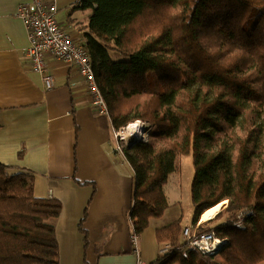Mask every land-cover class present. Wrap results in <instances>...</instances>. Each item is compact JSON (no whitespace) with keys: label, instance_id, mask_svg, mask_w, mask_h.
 Masks as SVG:
<instances>
[{"label":"trees","instance_id":"trees-1","mask_svg":"<svg viewBox=\"0 0 264 264\" xmlns=\"http://www.w3.org/2000/svg\"><path fill=\"white\" fill-rule=\"evenodd\" d=\"M81 45L114 130L135 119L157 137L122 153L133 170V232L168 207L163 189L190 154L191 226L225 239L214 255L189 248L180 219L158 228L169 245L151 264H255L264 257V0H77ZM19 152L18 155H21ZM0 162V264H59L52 220L61 204L33 194V177ZM235 221L237 223L235 224ZM239 221V222H238ZM238 225V228L235 227ZM84 231L83 228H80Z\"/></svg>","mask_w":264,"mask_h":264},{"label":"crops","instance_id":"crops-1","mask_svg":"<svg viewBox=\"0 0 264 264\" xmlns=\"http://www.w3.org/2000/svg\"><path fill=\"white\" fill-rule=\"evenodd\" d=\"M32 1L0 0V162L31 175L36 197L60 202L52 220L59 264H151L164 247L154 239L156 230L180 218L168 214L166 189L175 173L163 187L169 204L163 216L151 217L133 244V171L115 150L109 115L90 103L78 71L48 57L54 87L47 90L41 73L30 67L17 6ZM46 1L55 4L60 28L81 43L90 11L77 9V0ZM211 219L201 214L195 225L221 221Z\"/></svg>","mask_w":264,"mask_h":264},{"label":"built area","instance_id":"built-area-1","mask_svg":"<svg viewBox=\"0 0 264 264\" xmlns=\"http://www.w3.org/2000/svg\"><path fill=\"white\" fill-rule=\"evenodd\" d=\"M56 6L46 0H33L32 2L19 3L17 6V16L21 18L27 31L29 46L26 56L30 62V67L41 73V80L44 87L48 90L54 87L53 76L46 72L48 57H54L73 66L80 78H83L86 90L90 96V103L99 113L107 114V107L97 89L94 73L90 65V60L86 50L81 43L72 40L70 34L60 28L61 26L55 19ZM120 133V132H119ZM117 131L114 138L119 136ZM123 144L117 146V150H122ZM116 150V151H117ZM239 222V221H238ZM197 228H184L183 236L186 244L202 254L214 255L218 248L225 243L224 240L215 237L211 231L199 233ZM136 235L130 239L136 243ZM167 246L161 251L166 253Z\"/></svg>","mask_w":264,"mask_h":264},{"label":"rangeland","instance_id":"rangeland-1","mask_svg":"<svg viewBox=\"0 0 264 264\" xmlns=\"http://www.w3.org/2000/svg\"><path fill=\"white\" fill-rule=\"evenodd\" d=\"M135 120H140V119H135ZM140 121H143V120H140ZM143 122L145 123V126H147L148 131H151V134L149 137L143 138V140H141V141H147L150 137H157L158 133H157L156 128L154 126L150 125V123H148V122H145V121H143ZM123 128H124V126L119 128L118 130H114L113 131V137H114V133L116 131L119 133V131ZM111 138H112V136H111ZM113 140L115 142V150H117L116 147L118 145L121 146L123 144V148L129 147V145H131L130 142H132V140L126 141L125 139H122L121 135H120V137L119 136L115 137ZM116 152L121 153L123 155L122 150H120V149L117 150ZM191 161H192V158H191L190 154H186V156L181 155L177 159L176 163L178 164L180 169L178 172H174L175 173V174L173 173L174 175H170V177H171L170 178V187L169 188L167 187V189H166V193L168 194V197H169L168 201L170 203V209H169L170 212L168 214L171 215L173 212L179 213L180 214L179 219H180V223L182 225L185 224L186 220L189 221L188 222L189 224L191 223V217H192V211H193V204H192V200H190L191 194H190V188H189V186L191 185V179H192L191 173H193V167H192ZM226 204H224L219 210H217L215 213H213V215L211 216L212 217L211 221L212 220L214 222L217 221V219H214V217L216 216L214 214H217L218 211L223 210L224 207L226 206ZM164 216H166V215H164ZM226 216L228 217L227 213L223 214L222 217L219 219H221L223 221V219ZM211 221H209V222H211ZM236 223H237V221H235V224ZM189 224L187 227H183L182 233H183L184 228H191V229L197 228L196 225L189 226ZM206 224H208V223H206ZM235 227L238 228V225H235ZM195 231H198V230H195ZM202 232H205V231H201L199 233H202ZM135 235H138V234L135 233ZM181 238L184 239V236H182ZM222 240L225 241V239H222ZM184 241H186V240L184 239ZM224 245L225 244H222V246H224ZM165 246H167V245H164V247ZM169 248H170V246L168 245L167 249H169ZM198 260H199V264H220V263H218L219 260H218L217 256H215V257H207V256L202 257V256H200ZM255 264H264V257L262 259L258 260V262H256Z\"/></svg>","mask_w":264,"mask_h":264},{"label":"bare ground","instance_id":"bare-ground-1","mask_svg":"<svg viewBox=\"0 0 264 264\" xmlns=\"http://www.w3.org/2000/svg\"><path fill=\"white\" fill-rule=\"evenodd\" d=\"M122 139L126 141H131L134 139L143 140V138H147L150 136L151 131H148L145 123L140 120H133L129 122L123 129L119 131ZM227 200H223L222 202L212 206L202 213V219L210 218L213 213L219 210L224 204H226Z\"/></svg>","mask_w":264,"mask_h":264},{"label":"water","instance_id":"water-1","mask_svg":"<svg viewBox=\"0 0 264 264\" xmlns=\"http://www.w3.org/2000/svg\"><path fill=\"white\" fill-rule=\"evenodd\" d=\"M138 141H141L140 139H134L132 140V142H130V144L134 143V142H138Z\"/></svg>","mask_w":264,"mask_h":264}]
</instances>
